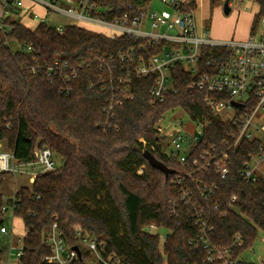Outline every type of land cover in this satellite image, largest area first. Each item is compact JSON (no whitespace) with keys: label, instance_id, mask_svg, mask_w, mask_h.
<instances>
[{"label":"trees","instance_id":"obj_1","mask_svg":"<svg viewBox=\"0 0 264 264\" xmlns=\"http://www.w3.org/2000/svg\"><path fill=\"white\" fill-rule=\"evenodd\" d=\"M129 1L102 0L107 5ZM222 1L210 0V4L218 6ZM253 2L258 12L250 34L264 18V0ZM20 15L21 9L11 6L0 17V144L5 143L19 163L36 161L35 152L44 147L63 161V166L40 172L31 187L22 186L15 193V215L25 226L21 264H53L46 259L52 253L46 236L55 223L70 244L76 243L74 229L79 225L84 233L106 243V254L114 253L118 264H164V257L166 264H205L206 250L203 246L192 250L190 244L197 227L188 219L171 216L169 203L175 197L169 184L172 175L166 176L149 164L141 139L156 142L155 126L177 108L194 120L204 117L209 121L200 150L219 144L239 128L210 111L204 101L207 93L191 86L196 77L180 65L174 72L178 92L169 93L164 102L152 101L154 77L132 75L134 98L116 105L115 117L108 119L104 108L112 96L111 86L96 85L100 66H82L81 61L99 53L117 54L133 41L110 39L72 25L60 33L47 21L31 29L21 22ZM56 58L77 66L76 77L67 81L65 73L50 72ZM129 66L117 64L114 79L126 75ZM104 75L108 78V73ZM259 147L257 141L242 142L231 152L228 176L216 177L214 201L226 209L233 195L237 200L233 210L215 217L210 239L213 244L230 247L235 234H241L244 245L234 249L236 257L254 246L264 230V178L251 183L239 174ZM154 155L168 168L179 169L176 159ZM11 174L0 171V227L3 205L13 204L11 198L5 200L1 189ZM150 224L167 231L162 251L160 235L142 231ZM239 264L254 263L243 260Z\"/></svg>","mask_w":264,"mask_h":264},{"label":"built area","instance_id":"obj_2","mask_svg":"<svg viewBox=\"0 0 264 264\" xmlns=\"http://www.w3.org/2000/svg\"><path fill=\"white\" fill-rule=\"evenodd\" d=\"M31 1L44 6L48 13L66 17L71 21L57 26L60 33H63L66 25H72L101 33L110 39L125 37L133 41V45L117 54L99 53L91 59L83 58L81 61L82 66H90L92 63L100 66L102 73L96 85L111 86L112 96L104 108L108 119L115 117L116 105L134 98L132 75L138 78L154 77L150 89L152 101L164 102L169 93L178 92L174 84V72L180 65L196 77L191 86L207 93L204 101L210 111L222 121L239 128L219 144L207 145L200 150L199 142L209 126L207 119L190 118L195 129L182 132L183 121H167L165 116L155 126L154 132L159 137L156 142L143 138L141 141L144 151L156 153L163 160L176 159L179 162V169L171 174L169 181L175 192V197L169 203V210L172 217L188 219L197 227L196 237L190 240L192 250L203 246L206 250L205 264H239L243 261L242 256L236 257L234 254L236 247L244 245L241 234H235L230 247L213 244L210 234L214 228L215 217L224 216L228 210L234 209L237 200L235 195L226 209L214 201L218 192L216 177L225 179L228 176L231 152L242 142L257 141L260 147L257 152L249 155V160L239 171L240 176L251 183L264 178V120H256L259 114H264V29L257 30L246 39L216 38L203 22L199 23L197 20L198 11L202 7L201 0H132L120 2L118 5H107L102 0ZM0 3L5 9V15L11 6L18 7L21 11L25 8L24 0H0ZM205 51L208 55L201 67ZM125 63L132 68L129 66L128 73L115 80L112 76L115 66ZM53 70L54 75L65 73L67 81L77 75V66L58 58L50 72ZM104 72L108 73V78ZM235 101L240 105L235 106ZM226 109L234 110L231 119L225 117ZM164 122H168L167 126H164ZM52 155L49 147L38 149L35 152L36 161L27 164L33 165L37 162L44 166V171L54 170L56 168ZM14 159L12 152H0V171L16 173ZM139 172L143 173V168ZM39 173L32 175L29 180L34 182L33 178L35 180ZM17 200L14 196L13 204H4L2 212L15 215ZM74 230L76 243L70 244L58 224L52 226L46 236L52 249V253L46 257L47 260L53 264L119 263L114 253L106 254V243L84 233L80 226H75ZM159 230L156 224L142 228L147 234L160 235L162 251ZM0 232L7 234L9 228L2 225ZM165 239L166 235L164 241ZM75 246H78L82 254V261L79 252L74 249ZM83 254H86V258ZM10 255L15 259L12 264H21L23 243L14 245ZM257 264H264V261L260 260Z\"/></svg>","mask_w":264,"mask_h":264},{"label":"rangeland","instance_id":"obj_3","mask_svg":"<svg viewBox=\"0 0 264 264\" xmlns=\"http://www.w3.org/2000/svg\"><path fill=\"white\" fill-rule=\"evenodd\" d=\"M226 1L229 2L231 7V12L229 14H226L224 11V5ZM201 2L202 7L198 11L197 20L199 23L203 22L204 26L206 28H209L212 34L222 33L223 37H218L220 39L237 40L243 37H249L252 23L251 20H253L255 13L258 12V6L253 2V0H223L218 6H211L210 0H201ZM24 21H26V19ZM34 21L35 20H32V22ZM32 22H30L29 20L27 21V23H31V25ZM47 22L53 26L65 24V21L57 20L56 18L48 19ZM70 22L71 21H69L68 23ZM262 29H264V19L261 21L258 31ZM214 37L217 38V36ZM224 115L226 118L231 119L234 115V110L226 109L224 111ZM166 119L167 121H183L184 125L182 132H185L186 130L192 131L195 129V125L190 121V117L188 116V114L180 108L168 112L166 115ZM256 120L263 121L264 114H259L256 117ZM167 124L168 122H164V126H167ZM262 134L264 142V132ZM4 152L11 153L10 150H4ZM52 160L54 162L55 168L63 166L62 159L55 153H53L52 155ZM13 163L16 166L17 171L16 173H12L10 176H8L2 185L3 192L5 194L11 195L12 197L15 195L17 188H20L22 186H32V182L29 180L32 175L44 171V166L37 162L33 165H29L27 163H19L16 159H14ZM29 171H31L32 173H28ZM3 216H5L4 221L5 225L9 228V233L0 235V240H2L0 241V248L3 249L0 264H12L11 262L15 261L13 256H9V248L11 246L12 239L16 235L19 236L20 239H18V242L16 244L22 245L23 236L25 234V227L23 220L16 215L12 217L11 212H7L6 214L3 213ZM159 233L161 234L162 245L167 231L165 229H160ZM263 240L264 230H261L258 234L254 246L248 248L244 253L245 256L247 255V259L249 260V262L251 261L252 263L257 264V262L260 261L258 259L259 256H262L264 260Z\"/></svg>","mask_w":264,"mask_h":264},{"label":"crops","instance_id":"obj_4","mask_svg":"<svg viewBox=\"0 0 264 264\" xmlns=\"http://www.w3.org/2000/svg\"><path fill=\"white\" fill-rule=\"evenodd\" d=\"M24 5H25V8L24 9H22V11H21V22L23 23V24H25L27 27H29V28H31V29H34V28H36L38 25H39V23L42 21V20H48V19H54V18H56L57 20H63V21H65V24L66 23H68L70 20H68L66 17H63V16H59V15H54V14H50V13H48V11H47V9L44 7V6H42L41 4H38V3H34V2H32L31 0H24ZM27 12V13H26ZM5 15V9H4V7H3V5L0 3V17H2V16H4ZM37 15V16H36ZM64 19H63V18ZM58 18H60V19H58ZM26 19V21H24ZM30 21V22H32V20H35L34 22H32V25H31V23L29 24V23H27V21ZM253 20H251V22H252ZM252 24V23H251ZM251 29V28H250ZM223 34L222 33H218V34H213V36H217V38L218 37H223L222 36ZM246 38H248V37H243V38H241V39H246ZM4 150H9L8 149V147H7V145L5 144V143H1L0 144V152H2V151H4ZM28 173H32L31 171H29ZM32 181H34V178H33V180ZM2 189V188H1ZM19 188H17L16 189V191L18 190ZM2 193L4 194V196H5V198L7 199H10L11 198V200H12V198L15 196H11V195H8V194H5L4 192H3V190H2ZM16 193V192H15ZM7 199V200H8ZM13 216H15V215H13L12 214V217ZM5 217V216H4ZM3 217V218H4ZM2 225H5V221H4V223L2 224ZM6 226V225H5ZM25 227V226H24ZM0 235H3V233H1L0 232ZM25 235V234H24ZM24 237V236H23ZM18 239H20V237L19 236H14L13 237V239H12V243H11V246H10V248H9V256H10V253H11V248L14 246V245H17L16 243L18 242ZM0 241H2V240H0ZM263 242H264V240H263ZM253 250V249H252ZM0 252L1 253H3V249H1L0 248ZM242 258L244 259V260H247L248 262H249V260L247 259V255L245 256V254L244 255H242ZM262 258V259H261ZM259 260H263V257L262 256H259V258H258ZM264 261V260H263ZM251 262V261H250ZM258 263V262H257Z\"/></svg>","mask_w":264,"mask_h":264},{"label":"water","instance_id":"obj_5","mask_svg":"<svg viewBox=\"0 0 264 264\" xmlns=\"http://www.w3.org/2000/svg\"><path fill=\"white\" fill-rule=\"evenodd\" d=\"M224 11L226 14H229L231 12V7L228 1H226L225 5H224ZM233 104L235 106H239L240 104L238 102H233ZM144 157L146 158V160L149 162L150 165H152L153 167L158 168L159 170H161L166 176H169V174H173L175 173L174 169H170L168 168L166 165H164L162 162H160L156 156L154 154H152L149 150H146L143 152ZM75 250H77L79 252V257L80 260L82 261V254L78 248V246L74 247ZM80 264H84L83 262H81Z\"/></svg>","mask_w":264,"mask_h":264}]
</instances>
